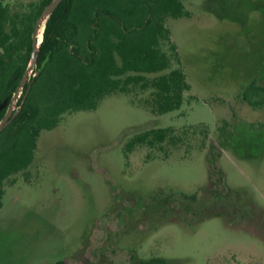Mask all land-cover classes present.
Instances as JSON below:
<instances>
[{
  "label": "rangeland",
  "instance_id": "rangeland-1",
  "mask_svg": "<svg viewBox=\"0 0 264 264\" xmlns=\"http://www.w3.org/2000/svg\"><path fill=\"white\" fill-rule=\"evenodd\" d=\"M182 2L190 17L167 20L181 110L154 116L119 93L43 131L5 188L0 264H264V90L245 101L264 88V0ZM168 127L184 140L170 154L128 152Z\"/></svg>",
  "mask_w": 264,
  "mask_h": 264
},
{
  "label": "trees",
  "instance_id": "trees-1",
  "mask_svg": "<svg viewBox=\"0 0 264 264\" xmlns=\"http://www.w3.org/2000/svg\"><path fill=\"white\" fill-rule=\"evenodd\" d=\"M52 1L0 0V106L21 84L36 22ZM187 17L182 0H64L59 5L46 23L35 76L23 90L18 114L0 133V210L7 184L32 164L41 133L66 115L95 111L103 99L119 93L154 116L181 110L190 87L167 20ZM250 90L264 88L252 83L246 90L245 101L253 105ZM5 114L0 112V122ZM183 143L168 127L137 135L127 150L147 147L168 155L170 146Z\"/></svg>",
  "mask_w": 264,
  "mask_h": 264
},
{
  "label": "water",
  "instance_id": "water-1",
  "mask_svg": "<svg viewBox=\"0 0 264 264\" xmlns=\"http://www.w3.org/2000/svg\"><path fill=\"white\" fill-rule=\"evenodd\" d=\"M64 0H53L41 13L40 17L38 18L32 40H33V50L31 54L30 63L24 73V76L22 78L21 84L19 88L17 89L16 93L14 94L12 100L9 102V99H6L5 102L0 106V112L5 110L8 107V110L5 114V117L0 122V133L4 131L14 120V118L17 116L18 111H15V105L18 102V99L20 98L21 90L25 89V87L28 85L30 74L33 72V70L37 67L38 64V57H39V50L40 46L43 42V34L46 27V23L48 19L52 16V14L56 11V9L59 7V5ZM35 76V75H34ZM30 90V85L28 87V90ZM26 96H24L22 100V104H24ZM18 110V109H17Z\"/></svg>",
  "mask_w": 264,
  "mask_h": 264
},
{
  "label": "flooded vegetation",
  "instance_id": "flooded-vegetation-1",
  "mask_svg": "<svg viewBox=\"0 0 264 264\" xmlns=\"http://www.w3.org/2000/svg\"><path fill=\"white\" fill-rule=\"evenodd\" d=\"M24 90V89H23ZM23 95V94H22ZM21 99V98H20ZM20 100L18 99V102H19ZM18 102H17V106H18ZM18 109V108H17ZM7 110H8V107L5 109V111L7 112ZM4 111V110H3ZM108 251H106V253H107ZM88 259H86V258H84V257H79V259L78 260H76L77 261V263L76 264H87V262L86 263H83L82 261H87ZM64 264H69L68 262L67 263H64Z\"/></svg>",
  "mask_w": 264,
  "mask_h": 264
}]
</instances>
